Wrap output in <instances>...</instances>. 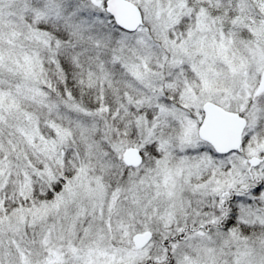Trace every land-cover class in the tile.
Returning a JSON list of instances; mask_svg holds the SVG:
<instances>
[{"label": "snow or ice", "instance_id": "snow-or-ice-1", "mask_svg": "<svg viewBox=\"0 0 264 264\" xmlns=\"http://www.w3.org/2000/svg\"><path fill=\"white\" fill-rule=\"evenodd\" d=\"M0 264H264V0H0Z\"/></svg>", "mask_w": 264, "mask_h": 264}]
</instances>
